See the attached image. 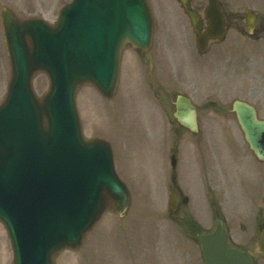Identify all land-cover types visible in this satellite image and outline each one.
Wrapping results in <instances>:
<instances>
[{
	"label": "rangeland",
	"instance_id": "rangeland-1",
	"mask_svg": "<svg viewBox=\"0 0 264 264\" xmlns=\"http://www.w3.org/2000/svg\"><path fill=\"white\" fill-rule=\"evenodd\" d=\"M69 1L0 0V10L9 7L18 17L41 16L54 23ZM149 1L154 29L146 55L124 47L118 88L111 98L88 84L79 86L76 96L83 134L104 138L113 147L115 168L129 188V210L119 217L105 209L80 246L61 250L55 264H201L194 235L179 226L174 214L171 218L178 225L168 216L172 149L177 153L178 183L184 187L179 194L180 219L186 212L193 215L200 231L209 230L215 217H223L231 240L246 247L256 264H264L257 247L258 228L264 224V162L258 168L240 141L230 110L233 98L242 97L264 117V44L253 47L255 40L244 37L236 39L239 45L211 44L209 52L197 54L193 30L176 1ZM229 3L264 18V0ZM145 57L152 60L150 67ZM9 74L0 15V102ZM33 87L37 95L44 93L47 76L37 74ZM178 93L189 95L198 107V132L179 127L172 117ZM213 163L223 182L214 174L217 179L211 181ZM209 181L211 187L203 191ZM0 264H12L1 223Z\"/></svg>",
	"mask_w": 264,
	"mask_h": 264
},
{
	"label": "water",
	"instance_id": "water-1",
	"mask_svg": "<svg viewBox=\"0 0 264 264\" xmlns=\"http://www.w3.org/2000/svg\"><path fill=\"white\" fill-rule=\"evenodd\" d=\"M180 1L198 30L188 0ZM208 1L215 24L197 41L200 51L207 37L223 32L215 15L217 0ZM1 16L11 75L0 104V220L14 264H53L60 248L80 244L106 206L120 216L128 207L129 194L114 171L109 144L82 136L75 91L80 83H90L104 96L112 95L122 46L129 42L146 49L152 18L146 0H72L55 25L40 18L19 20L7 8ZM38 71L49 77V90L40 99L31 87ZM175 107L177 121L196 129L189 98L177 95ZM232 109L249 147L264 159V119L243 101L234 100ZM199 240L204 264L254 263L248 252L227 243L220 220ZM259 249L264 253V228Z\"/></svg>",
	"mask_w": 264,
	"mask_h": 264
},
{
	"label": "flooded vegetation",
	"instance_id": "flooded-vegetation-1",
	"mask_svg": "<svg viewBox=\"0 0 264 264\" xmlns=\"http://www.w3.org/2000/svg\"><path fill=\"white\" fill-rule=\"evenodd\" d=\"M191 5L195 10L199 12H202L205 7V4L203 3L202 0L192 1ZM220 7L223 12L225 26L229 30L243 31L244 29L243 15H241L238 12V10L234 9L228 3L227 0H221ZM263 32H264V18L260 19V17L257 16L256 27H255L253 34L255 36H259ZM207 187H211V185H208ZM174 218H175V221H178V222L180 221V215H179L178 209H177V212Z\"/></svg>",
	"mask_w": 264,
	"mask_h": 264
}]
</instances>
